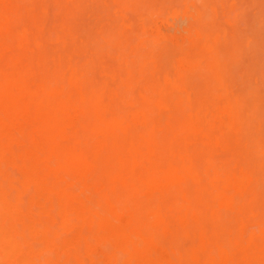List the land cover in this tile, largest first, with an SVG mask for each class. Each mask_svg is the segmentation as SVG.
Here are the masks:
<instances>
[{"label": "bare ground", "instance_id": "1", "mask_svg": "<svg viewBox=\"0 0 264 264\" xmlns=\"http://www.w3.org/2000/svg\"><path fill=\"white\" fill-rule=\"evenodd\" d=\"M27 1L33 2L34 0H26L24 4ZM66 1L68 2V0ZM78 1H75V5ZM94 1L98 3L101 0ZM104 1L107 2V0ZM135 1L137 2L135 3ZM135 1L133 3L130 0L133 3V8H139L138 12L141 13H138V16L144 11H148L147 13L150 14V8L148 10L147 7L141 6V4L143 5L142 1ZM149 1L144 0V3L148 2L149 4ZM22 2L20 3L19 0H0V264H4L7 261L11 264H264V197L254 191L256 188L253 187V190L249 189L250 186L252 187L256 183L253 181L260 177L258 176L255 179V176L259 175L258 173L261 175V172L264 173L262 168L264 164L261 163L263 159L259 161L261 157L264 158L263 155H260V153L264 154V151L262 152L264 142L263 144H261L262 141L259 142L262 138L260 135H258L260 136L259 141H253V136L256 138V134L251 135V131L255 129L257 131L254 133L258 132L259 134L264 129L261 128L262 131L259 132L260 128L257 129L259 125L254 124H258L257 119H253V116L249 118L248 114V112H251V108H248L251 102L256 105L253 109L257 108L253 113L251 112L252 115L258 112L259 109L264 108L262 107L264 102L260 103V101L264 100V95L261 93L262 97L260 99H263L259 100V102H256L257 98L251 102L246 101L245 105H247V102L250 103L246 107L248 112L245 114L244 111L242 113L243 117H241L242 114L240 115V107L245 106L243 105L244 101L240 102V96L249 91L248 86H254L255 84L245 86L247 90L244 89L245 93L239 94L240 96L237 93L233 95V97H239V101L233 98V101L236 102L227 101L229 105L224 103L225 107H222L220 111L222 114L228 111L230 119H226V113V116H223L225 119L221 116L222 121L218 118V123L220 125L223 124L220 126L216 123V126L219 125L221 128L225 126L227 129L224 131V127L222 135L216 134L217 137H215L216 135L213 136V132L211 133L210 131V129H214L213 117L215 115L213 114L214 116L210 117L212 120L210 118L206 120L201 115L203 112L200 114L202 107L196 104L199 103L201 105L199 99H202L204 106V101L212 97L209 102L207 101L204 108L208 106V109L214 113L217 107L212 108L213 101L215 100L218 105L217 99H214L216 98V93L211 96L209 92H213L210 88L215 86H210L209 88L207 80L206 83L204 81L205 89H210V91L207 92V90L204 91L203 87L200 88V90L203 89L202 92H207L208 99H205L204 93L202 98L199 95L192 96L193 99H191L190 95L191 98H185L183 96L185 95L184 90L188 89H185L182 84L190 81H186L188 74H185L186 76L183 75L184 73L182 74L186 78L185 80L179 74V70L174 71L175 74H178L174 75V77H169L171 76L168 73L169 70L164 72L169 76L161 75V71L163 72L165 69L161 70L164 67L159 64L162 60L165 61L167 57L164 54L165 51H162L164 50L162 46L160 53L159 45L163 42L158 40L161 43L156 44L157 48H154L158 49L159 52H155L156 50L151 51L153 49L151 45L157 42H154L155 40L153 41L150 37L148 39V42L150 40L151 43L148 46L149 49L145 45L147 43L143 40V37H141V39L143 38L142 43L140 42V35L143 36V32L140 34L139 30L138 32L133 30L136 33V36L133 33L136 37L133 45L136 44L135 42H140L141 45L144 44V47L137 43L138 45H135L136 47L133 46L132 50L134 52L142 48L143 50H140L141 52L138 51L139 53L136 52L138 54L132 53L133 57H130L131 48H127V46L130 45L132 40H126H129V38L134 39V36L131 37L130 33V36L127 35L128 33H123L122 35H125L123 36L124 38L120 37L122 35L119 31L122 28L114 26L120 22L121 16L115 14L120 18H114V13L112 15L110 11L112 8L106 4L107 10L111 14H105L102 16L103 18H100L96 14L97 11H94V7L92 11H94L95 15L88 13L89 6L86 7L88 5L87 1V5L81 1L79 3L82 8H87L86 11L80 6L81 10H78L81 11V15L83 14V17L81 15L78 16L82 17V20L79 18L80 23L83 24L81 26L79 23L80 28L82 27V31L84 29L86 31L82 36L81 44H85V41H87L88 45L85 44V47L77 43L78 37L74 36L77 41H72L76 43H73V47H78L68 49L70 46L65 44L67 47L64 46V51L66 48L68 50L63 55L64 53L56 51L59 50V46H57L56 41L54 42V39L56 40L57 37V40L61 41L63 45L65 42L62 41L65 39L69 41L67 40L68 37L70 38L73 35L71 33L69 36L64 32L65 35H68L67 38L65 37L64 39L63 33L60 34L61 36L55 34L56 37H54L53 33H55V29L57 31L58 29L52 25V22L54 24V19L55 21L60 20L62 23V17L65 14L69 16L65 11L67 9L64 7H61L65 11H63L64 15L63 12L62 14L60 13L62 16L59 12L54 14L55 8L63 5V1H61V5L59 4L54 8L53 6L55 5L51 4L52 7L48 6V8H52L54 16L59 15L58 19L49 14V18L47 17L49 21L46 17L44 18L49 12L45 14L43 11L45 15H42V21L47 19L48 26L51 28L52 25L54 28L53 32L51 30L53 28L49 30L45 29L44 26V28L42 27L43 31L44 29L46 30V36L51 34L47 30L51 31L53 36V38L51 35L49 36L52 39H48L47 36V39L44 38L45 41L43 40L45 36L43 33L45 32L39 34L40 26L38 27V22L36 23V19L41 20L36 16L38 11L33 15L35 10L31 7L30 11H34H26L24 15L23 12L26 9L23 11ZM118 2H115L116 4L111 3V7L117 6L115 11L123 5L122 0ZM45 3L40 2L39 4H42V7L41 5L39 7L41 9L44 8L43 5L45 6ZM48 3L49 1L47 5ZM68 3L64 6H69ZM31 4L30 6H32ZM100 4L102 5L103 3L99 2V7ZM153 4L151 3L150 7ZM135 5L139 7H135ZM27 6L25 5V8ZM70 6L73 7L72 5ZM140 6L145 10L143 11ZM40 8L39 15L43 13L40 12ZM44 9L47 11V7ZM62 9L57 8L56 10L62 11ZM71 9L68 8V11ZM160 9L162 10V8ZM160 9L158 10L161 11ZM20 10L23 12H20ZM122 10L123 8L120 9V12ZM85 11L88 15H92L91 18L93 20L96 19L90 22L91 24L98 21L94 24L95 26L88 24V20L86 23L85 17H87V13ZM72 12L74 11L72 10ZM105 12L107 11L105 10ZM131 13H133V10ZM72 14L74 15V13ZM150 15H147V17ZM22 16H25V20L30 23V31H34V27H36L37 31H34L33 37H31L32 33L28 30V23V27H26V21H24ZM142 16L144 17V14ZM72 17L66 18L71 19ZM115 19L116 22H113ZM22 21H24L26 26L20 28L21 23L24 25ZM42 21H40L41 23L39 22V25H44ZM58 21L55 23L60 24ZM107 21L108 23H106ZM123 21L126 23L124 18ZM66 22H69L70 27L73 28L71 20L62 23L63 27L66 26L68 29L69 24ZM124 22L122 25H124ZM16 24H18L19 28L16 27ZM86 24L88 29L89 27L91 30L94 27L98 29L96 28V30L91 32L90 29L87 30L85 28ZM96 24L102 28L100 29ZM111 24L114 25L112 26ZM138 25L135 24L139 29ZM48 26L46 27L49 28ZM118 26H121V24ZM129 26L126 27L129 28ZM131 27L133 28V26ZM106 28L107 30H105ZM115 29L119 30L118 33H116ZM87 32H91L90 34L94 37H91ZM147 33L148 35H145L149 36V32ZM87 34L89 35L87 36ZM41 35L44 36L42 37ZM145 35L144 37H146ZM153 35L150 36L155 39ZM97 37L101 40L103 39V41L106 40V42L111 41L112 48H115V50L113 48V53L107 50L109 43H107L106 49L103 50L104 46L101 41L96 43L97 45L95 44L94 47L100 46L98 49L102 48L103 51H96L97 48L93 49L92 44L97 41ZM119 37L125 40L126 44L127 42L129 43L126 48L122 46L125 45L123 43L125 41ZM74 38L72 39L74 40ZM87 38L89 40H86ZM92 38L93 40H91ZM47 40H49L48 44L46 43ZM212 43L215 44L214 42ZM28 44L31 47H28ZM31 44L35 46L34 51L36 53L33 50L31 52V48L33 47L34 49ZM46 44L47 47H45ZM188 44H185L184 48L183 45H179L178 48L180 47L183 51L177 48L181 52L179 53L177 50L175 54L178 56L181 53L185 55L184 53L189 50ZM217 44L215 45L217 46ZM87 46H90L93 51H90V47L87 48ZM121 46L125 50L127 49L126 53L123 54L124 48L121 50ZM192 46L194 47L196 44ZM44 47L48 50L46 51ZM118 47L120 50L117 49ZM261 47L264 48L263 43ZM85 48L90 51L91 55ZM168 48L170 50V47ZM147 49H149L148 53L146 52L148 51ZM193 49H190V57H195V54L191 55V50ZM262 50L264 52V49ZM51 51H54V53ZM150 51L151 55H149ZM27 52L28 54L34 52L33 54H37V57H33L34 59L30 58L34 56L32 54V56L28 55L29 59L27 58L28 56L26 57ZM57 52L59 53L57 54ZM82 52L87 53L82 57L80 55L84 54ZM116 52H120V54L116 55ZM143 52L144 54H141ZM201 52H203V46ZM76 53L77 55H74ZM154 54L158 58L154 57V61H148V58L151 59ZM187 54L186 52L187 60H192ZM104 55L108 57V60L104 59ZM115 55L116 60H113ZM198 55L199 59H197L199 61L197 60V62L204 63L198 66L205 69L206 63L207 68L211 69L210 64H207L204 60L200 61V56L202 58L206 54ZM210 56L213 63L210 60ZM215 56L217 57V53L206 55L207 59L209 57L211 66L219 61L217 69L218 65L226 69L224 64H221L220 58L219 60L217 58L216 62L213 61L216 58ZM128 57L131 60H128ZM174 57L176 56L174 55ZM77 58L79 59L77 60ZM156 59L157 61L159 59L160 62H157ZM50 60L53 62L52 65L49 63ZM116 61L120 62L117 67ZM152 62H157L156 67L153 66ZM192 62V67L198 68ZM161 63L164 64L163 61ZM114 64L115 67H113ZM173 64L175 66V63ZM102 65L112 66L113 68L108 69L106 66L104 68ZM148 65L152 66L151 70ZM178 65L180 66V63ZM152 68L155 70L154 72L158 71L156 72L158 76L154 75ZM199 69L201 70L202 68L199 67ZM217 69L216 73L221 70V68ZM182 70H180V73ZM202 70L201 72H204ZM207 71L212 72L213 70L207 69ZM221 71L222 73H219L220 76L217 74L220 79L221 75L226 77L229 74L226 73L224 75L223 71L225 70ZM198 72L201 74L199 70ZM171 73L173 74L172 71ZM213 73L208 74H211L210 77H212ZM176 76L180 82L182 81V84ZM213 77L207 78L213 82V85L214 81L216 82L215 85H218L219 82ZM228 79L231 81L230 78ZM210 80L208 81L209 83ZM110 81L114 82V84L111 82L112 86L109 85ZM222 81L224 82V79ZM220 84L215 87L216 89H213L214 92L217 90L219 92L220 89L221 94L225 90L222 93V96H224L226 89L230 88V90L228 89L230 93L232 89L229 87L230 83L225 86V83H223V88L219 87L222 86ZM224 87L228 88L225 89ZM257 87L256 85V90ZM256 90L254 88V93ZM232 92L234 93L233 90ZM246 95L248 96L247 100H249L251 99L249 96L253 95V92L250 95L249 93ZM259 95L252 97L255 98ZM226 96L230 98L229 100H232L231 94L230 97L227 94ZM219 98L221 99L220 96ZM185 100L188 103H185ZM210 105L211 107L209 108ZM208 109L206 108L205 110L208 112ZM206 111L205 113H207ZM262 111L264 112V109ZM209 113L208 115L211 116ZM259 115L262 116L264 114L259 113L256 117ZM162 118L165 119L164 123ZM251 123L257 128H254ZM216 129L220 128L217 127ZM235 131L239 136L237 140L233 139L235 142L233 140L230 142V139L233 138L231 133ZM201 133L207 137L206 141L210 139L202 147L198 145L200 138H197ZM211 136H213L212 139ZM233 143L235 144L234 147L231 146ZM215 145L223 147V150L227 151H220L223 152L221 154L219 152L220 155L232 151V160L227 161L230 158L224 160L225 154L223 157L217 156L221 158L220 160L223 158L222 166H220L221 162L219 163V159L215 156L217 155L216 149H212ZM213 150H215V154H213ZM250 152H253V155H255V152L259 153L258 156H252L251 154L253 157L251 159L256 162L257 157L260 155V159H258L260 163L258 164L262 165L259 166L257 164L258 161L256 164L251 162L253 167L248 168V171H241L239 174L237 170L238 174L231 176L230 173L234 171L229 166L230 161L234 162L233 159H236L235 155L237 154L243 155L244 157L241 158L243 160L245 158L244 154H250ZM229 154L228 156L230 157L231 155ZM249 154L247 156H250ZM250 157H248L249 159L246 157L247 160L244 159L246 160L244 164H251L248 162ZM237 158L239 157L237 156ZM234 164L230 163V165ZM254 165L256 168H254ZM246 166H243V169H246ZM228 168L232 171H228L230 170ZM16 170H19L20 173ZM11 171L18 173L20 176L17 174L15 177ZM259 180L262 181V179ZM262 183L264 182L262 181ZM262 183L260 182L261 186L260 184L258 185L262 187ZM254 185L256 186L257 183ZM229 188L230 190L231 188L233 189L231 191H236L238 196L242 193L241 201H236L237 196L231 195ZM249 190L252 191L249 192ZM261 192H264V185ZM226 212H230V215H227ZM254 221H256L257 225H254L258 227V231L255 229L253 232H249L250 234L248 235L247 225ZM252 227L251 225V230L254 229ZM97 250L100 255H98Z\"/></svg>", "mask_w": 264, "mask_h": 264}, {"label": "rangeland", "instance_id": "2", "mask_svg": "<svg viewBox=\"0 0 264 264\" xmlns=\"http://www.w3.org/2000/svg\"><path fill=\"white\" fill-rule=\"evenodd\" d=\"M17 1V0H16ZM20 1V3L22 2V0H19ZM33 1V0H32ZM35 1V2H34ZM33 2H29V1H27V3L26 4H24L25 2H26V0L25 1H23L22 2V4H23V6H21V7H23L24 9H23V11L25 10V12H23V11H21L20 10V12H23L24 13V15L26 14V11H30V9H31V7L35 10H31L30 12H32V11H34L33 12V15H35V12L36 11H38L39 12V5H41V7H42V4H39L40 2L41 3H43L44 4V2H46L45 4V6L47 7V11H45V9L44 8H46L44 5H43V7L44 8H40V12L42 13L43 11L45 12V14H47V12H49L48 14H47V16L44 14V12L41 14V15H39V13L37 12L36 14H38V15H36V16H38V19H41V20H37L36 18V23L38 22V27L40 28V31H39V34L42 32H45L46 30L45 29H51V28H55V26L57 27V29H58V31L55 29V33H53V35H58V36H61L60 34H62V36H64V39H65V37L67 38L68 37V35L69 34H71L72 33V37L70 36V38L68 37V39L67 40H69V41H66V39L64 40V41H62V42H65V43H63V45H62V43H61V41H59V40H57V37H56V35L54 36V37H56V40L54 39V42L56 41V43H57V46H59V50H56V51H59L60 53L62 52V53H64L63 55H65V51L66 50H68V49H70V48H74V47H78V46H74L73 47V45L74 44H76V43H74L75 41H77L75 38H74V36L78 39V41H77V43H79V44H81V40H82V36L84 35V33H86V31H85V29L82 31V27L80 28V24H81V26L83 25L82 23H80L81 21H79V18H80V20H82V15H81V11H78V10H81L79 7L81 6V1H82V3L84 2L86 5H87V3H88V5L86 6V7H88L89 6V9H88V13H93L94 14V11H97V16L98 17H102L103 15H105V14H111V12H112V15H113V13H114V15L115 14H118V16H121V19H120V22L119 23H117L116 25H114L115 27H121L122 29L123 28H125V29H120V31L119 30H116V33H118V31H119V33L122 35L123 33L125 34V33H128L127 35L128 36H130L131 35V37L132 36H134V34H135V36H136V33H134V31L135 32H138V30L140 31L139 33L141 34L142 32H143V34L145 35V34H147L148 35V33L147 32H149V34L150 35H153V33H154V35L153 36H155L154 38L155 39H153L152 38V36H146L147 37V39H146V37H144V35L143 36H141L140 35V39H141V37H143L142 39L143 40H145V42L147 43V44H145V45H147V48H149L148 46H149V44L151 45V43H150V40H149V42H148V39H150V37H151V39L154 41V42H157V43H155V44H152L151 45V47L153 48L151 51H155L156 49H154V48H157L156 46V44H158L160 41L161 42H163L161 45H159L160 47H159V49L161 48V46H162V49H164V50H162V49H160V53H161V50L162 51H165V55L167 56L166 58H165V55H164V58H165V61L164 60H162L163 62H164V64H162L160 61H159V59L161 58H159L158 59V61H157V59H156V61L157 62H160V66L162 65V67H164L163 69H161V70H164L163 72L161 71V75L163 76V75H168V74H166V73H164V72H167V70H169L168 71V73H170L169 75H171V76H169V77H174V75H178V74H175L174 73V71L176 72L177 70H179V74L180 75H182L183 73V75H187V79L184 77L183 79L185 80L186 79V81H188V80H190V81H188L189 83H190V85H189V83L187 82H185L184 80H183V82L184 83H186V84H182L181 82H180V80L178 79V77H177V79L179 80V82L185 87V89H188V90H184V93H185V95H183V96H185V98L186 97H189V98H191L192 96L194 97V96H197V95H199V97L200 98H202L203 96H202V94L204 93L205 94V99H208L209 97L207 96V92H209L210 91V89L213 91V92H209L210 93V95L212 96L213 95V93L215 94V97L216 98H214V99H217V102H218V105H217V103L215 102V100L213 101L214 103L212 104L213 105V107L212 108H216L217 107V109H215L216 111L214 112V113H212V111H210L209 109H208V106H206V108L209 110L208 112L205 110L206 108H204V106L207 104V101L209 102L210 100H211V98L212 97H210L209 98V100H207V101H204V106H203V100L202 99H199V102L201 103V105L199 104V103H196V104H198L199 105V107L201 106L202 107V110H201V112H200V114L202 115V117L203 118H205L206 120H209L208 118H210V117H212V116H216V114H217V116L215 117H213V121H214V129H216L217 127L218 128H220V129H222L221 130V132H219L218 133V131H220V129H216V130H214V129H210V131H211V133L213 134V136L214 135H216V134H218V135H222V132H223V129H224V127L223 128H221L220 126H222V122H220V123H222L221 125L218 123V120L220 119L221 121L223 120V119H225V117H223V116H226V119H228L229 117H230V115H229V113H228V111L227 112H225L226 113V115H225V113H223L222 114V112L220 111V109L222 108V107H225V105H224V103L226 104V105H229V103L228 102H231L232 103V101L235 99H237V101H239L238 100V98L239 97H237V96H235V97H233V95L235 94L236 95V93H237V95H241V93H243L245 90H247V89H245V86L247 87L248 85H252V84H255L254 86H248L247 88H248V90L249 91H247L245 94H247V93H249V95L251 94V92H253V95H251V96H249L251 99H249V100H247V95L245 96V94L243 95H239L240 97H241V99H240V102H243L244 101V104L243 105H245V103H246V101H253V99H256V102L258 101L259 102V100H262L263 98H264V96H263V98H261L260 99V97H262V95H261V93L264 95V52H263V50L262 49H264L263 47H261L262 46V43H263V45H264V0H152V1H154V2H152V1H149V0H147V1H149V4H148V2L147 3H144V0H140V2L142 1V3H143V5L141 4V6H145V7H147L148 8V10H149V8H150V10H149V12H150V14L152 13V15H150V14H148L147 12V9H146V11L147 12H145L144 10L145 9H142V7H141V9L144 11V12H142V14H144V17L142 16V14L141 15H137L139 12V8L137 9V7L136 6H138V5H135V7L136 8H133L132 7V5H133V3H134V1L135 0H131L132 2H130V0H122V2H123V7L122 6H120V4H118L121 8H123V10H122V12H120V7H118L117 8V11H115V9H116V7L117 6H113V7H111V3H115V2H118L119 0H107V2L106 1H104V0H101V1H99L100 3H103L102 5L100 4V7L101 6H103V7H105L104 9L107 11V12H105V10L103 9V7L102 8H100L99 6H98V3L97 2H95L94 0H91V1H89V0H77L78 2H77V6L75 5V1L76 0H68V2H70V3H68L66 0H61V1H63L62 3H63V5H61L62 3H61V1H60V3H58L59 1H55V0H51V2H53V3H51L50 2V0H48L49 1V3H48V5H47V0H45V1H43V0H34ZM65 1V2H64ZM86 1H87V3H86ZM121 1V0H120ZM125 1V2H124ZM139 1V0H138ZM166 1V2H165ZM37 2H38V4H37ZM56 2H57V4H56ZM80 2V3H79ZM94 2V3H93ZM110 2V3H109ZM121 2V3H122ZM128 4H127V3ZM137 1H135V3H136ZM162 2H163V4H162ZM206 2V3H205ZM32 3V4H31ZM66 3V4H65ZM67 3H68V5L69 6H67V7H65L64 5H67ZM109 3V4H108ZM118 3H120V2H118ZM125 3V4H124ZM153 4V5H151V7H150V4ZM204 3V4H203ZM21 4V5H22ZM30 4L32 5V6H30ZM50 4V5H49ZM51 4L52 5H55V6H53V8L54 7H56L57 5H61V6H59V7H56L55 8V11H54V9H53V11H54V14H56V12H59V14L61 13L62 14V12L64 11L61 7H64L65 9H67V10H65L66 12H67V14L69 15V16H66V14L63 12V15H64V17H62V19L64 20L65 19V21H68V20H71V22H72V26H73V28H71L70 26V24H69V22H66V23H68L69 24V26H68V29L66 28V26L65 27H63L62 26V23H65V21L63 22V20H62V23H61V21L59 22L58 20H56V21H58V23H60V24H57V23H55L56 21H55V19H54V24H53V22H52V25H54L53 27H52V25H51V28H50V26H48L49 24H47V19L49 18V14L50 15H52V17H55L56 19H58L57 17H59V15H55L54 16V14H53V12H52V8L50 9V8H48V6L49 7H52L51 6ZM84 4V5H85ZM106 4L107 5H110V8H112V10H110V11H108L107 10V8H106ZM116 4V3H115ZM25 5L27 6L26 8H25ZM33 5H35V6H37L38 5V7H36L35 8V6H33ZM70 5H72L73 7H71ZM83 5V4H82ZM113 5V4H112ZM165 5H166V7H165ZM76 6V7H75ZM159 6H161V7H159ZM75 7V8H74ZM85 7V6H84ZM93 7H94V11H92V9H93ZM139 7V6H138ZM57 8H59V9H62V11L60 12V11H58V10H56ZM68 8L69 9H71V10H69L68 11ZM81 8H82V6H81ZM100 8V9H99ZM120 8V9H119ZM144 8V7H143ZM160 8H162V10L160 9ZM22 9V8H21ZM28 9V10H27ZM36 9H38V10H36ZM49 9V10H48ZM82 9H85V8H82ZM103 9V10H102ZM108 9H109V7H108ZM154 9H155V11H154ZM158 9H160L161 11H159ZM72 10L74 11V12H72ZM86 11H87V8L85 9ZM102 10V11H101ZM129 10V11H128ZM132 10H133V13H131L132 12ZM50 11H51V13H50ZM83 11V10H82ZM85 11V13H87ZM126 11V12H125ZM131 11V12H130ZM171 11V12H170ZM27 12V13H28ZM78 12L80 13L79 15H78ZM123 12H125V13H123ZM134 12H135V14H134ZM23 13H22V15H23ZM71 13V14H70ZM72 13H74V15L72 14ZM88 13H87V17H85L86 19V23H87V20H88V24H91L90 22H93V21H95V20H93L91 17H92V15H88ZM141 13V12H140ZM139 13V14H140ZM158 14V15H156V14ZM45 15L44 16V18L46 17H48L47 19H46V21H45V19H44V21H42V19H43V16L42 15ZM60 14V15H61ZM126 14V15H125ZM132 14V15H131ZM150 15V16H148L147 17V15ZM73 17H72V16ZM82 16V17H78V16ZM95 15V14H94ZM160 15V16H159ZM35 16V17H36ZM40 16H42V17H40ZM62 16V15H61ZM72 17L73 18V21H72V18L70 19H68V18H66V17ZM133 16V17H132ZM137 16V17H136ZM152 16V17H151ZM24 17V21H26L25 20V16H22V18ZM108 17V16H107ZM124 18V20L126 21V23L123 21V18ZM128 17V18H127ZM130 17V18H129ZM160 17V18H159ZM162 17V18H161ZM26 18H27V16H26ZM51 18V17H50ZM94 18V17H93ZM95 18H97L96 16H95ZM103 18V17H102ZM114 18H116V19H119L120 17H117L116 15H115V17ZM137 18V19H136ZM147 18V19H146ZM169 18V19H168ZM174 18V19H173ZM53 19H51V20H53ZM91 19V20H90ZM109 19V18H108ZM110 19H111V17H110ZM116 19H115V21H113V22H116ZM145 19V20H144ZM49 20V19H48ZM99 20V19H98ZM133 22H132V21ZM138 20V21H137ZM142 22H141V21ZM144 20V21H143ZM160 20V21H159ZM175 20V21H174ZM24 21H22L23 22V24H24ZM40 21H42V24L44 23V25H39V22ZM50 21V20H49ZM48 21V22H49ZM109 21V20H108ZM108 21L106 22V23H108ZM96 22H98V21H96ZM95 22V23H96ZM124 22V25H122V23ZM144 22V23H143ZM27 23H28V21H26V25H27ZM41 23V22H40ZM46 23V24H45ZM80 23V24H79ZM94 23V24H95ZM101 23V22H100ZM102 23H104V22H102ZM110 23V22H109ZM131 23V24H130ZM175 23H177V24H175ZM30 23H28V25H29ZM56 24V25H55ZM93 23L91 24L92 26H95ZM98 24V23H97ZM96 24V25H97ZM121 24V26H118V25H120ZM127 24H129V25H127ZM133 24V25H132ZM135 24L136 25H138V27H139V29L137 28V26H135ZM17 26L16 27H18V24H16ZM20 25V24H19ZM21 25H22V23H21ZM20 25V28H22L23 26H26L25 24L24 25H22L21 26ZM28 25L26 26V27H28ZM31 25L34 27V25L31 23ZM48 26L49 28H47L46 26ZM59 25V26H58ZM67 25V24H66ZM102 25V24H101ZM104 25H105V23H104ZM104 25H103V27H104ZM112 25V24H111ZM112 25V26H113ZM200 26V28H198L199 26ZM45 27V29H44V31H43V28ZM61 26V27H60ZM91 26V27H92ZM98 26V25H97ZM100 26V25H99ZM98 26V27H99ZM108 26V25H107ZM112 26H110V27H112ZM126 26H129V28L128 27H126ZM131 26H133V28L131 27ZM174 26V27H173ZM198 26V27H197ZM25 27V28H26ZM33 27H32V29H33ZM43 27V28H42ZM59 27V28H58ZM84 27V26H83ZM86 27H88V25L86 24L85 25V28ZM136 27V28H135ZM141 27V28H140ZM195 27H197L198 28V30H197V28H195ZM19 28V27H18ZM30 28H31V26L29 25V27H28V30L30 31ZM35 28V30L37 31V29H36V27H34ZM54 28L53 29H51L52 31L54 30ZM62 28V29H61ZM95 28V29H94ZM92 30L90 29V27H89V29L91 30V32L92 31H94V30H96V28L97 27H94ZM100 28V27H99ZM102 28V27H101ZM100 28V29H101ZM41 29H42V31H41ZM61 29V30H60ZM67 29V30H66ZM74 31H73V30ZM87 30H89L88 28H86ZM98 29V28H97ZM154 29V30H153ZM194 29V30H193ZM201 29V30H200ZM34 30V31H35ZM72 32H71V31ZM103 30V29H102ZM105 30H107V28L105 29ZM111 30V29H110ZM127 30V31H126ZM134 30V31H133ZM137 30V31H136ZM153 30V31H152ZM193 30V31H192ZM199 30H200V32H199ZM33 30H31L30 32L32 33V35H31V37H33L34 36V34H35V32H34ZM61 31V33H59ZM70 31V32H69ZM85 31V32H84ZM168 31V32H167ZM190 31V32H189ZM192 31V32H191ZM47 32L50 34H52V32L51 31H48L47 30ZM54 32V31H53ZM58 32V33H57ZM64 32H65V34H68V35H65L64 34ZM90 32V33H91ZM103 32H105V31H103ZM106 32H109V31H106ZM114 32V31H113ZM112 32V33H113ZM34 33V34H33ZM38 33V32H37ZM47 33V34H48ZM74 33H76L75 35H74ZM87 33H89V32H87ZM89 33V34H90ZM129 33H130V35H129ZM134 33V34H133ZM157 33V34H156ZM192 33V34H191ZM43 34H45V36H46V32L45 33H43ZM50 34V35H51ZM89 34H87V36L89 35ZM93 34H94V32H93ZM115 34V33H114ZM190 34V35H189ZM195 34V35H194ZM49 35V36H50ZM77 35V36H76ZM95 35V34H94ZM192 35H194V36H192ZM42 36V35H41ZM44 36V35H43ZM42 36V37H43ZM43 37V40L45 41V39H47V36L46 37ZM48 36V39H52L53 38V36L51 35V37L52 38H50ZM90 36L91 37H94V36H92V34H90ZM120 36V35H119ZM123 36H125V35H122V36H120V37H123ZM134 36V39H132V38H129V40L127 39L126 41H130V40H132V42H130V45L129 46H127V44H129L128 42H127V44H126V41L125 40H123L122 38H120V39H122L123 41H125V42H123L125 45H122V46H125V48H126V46H127V48L129 47V48H131V54L130 53H128V54H130L129 56L130 57H133L132 56V53L133 54H138L139 52H141L140 50H143V48L142 49H140V50H136V52H138V53H136V52H134V50H132V47L133 46H135V45H138L137 43H142V39H141V41L140 42H135L136 44L135 45H133V42H134V40H135V37ZM138 36V35H137ZM189 36V37H188ZM90 37V38H91ZM99 37V36H98ZM97 37V38H98ZM162 37V38H161ZM194 37H199V38H195L194 39ZM45 38V39H44ZM72 38H74V40L72 39ZM85 38V37H84ZM108 38V37H107ZM124 38V37H123ZM125 38H127V37H125ZM190 39V40H188V39ZM138 39V38H137ZM179 39H181V40H179ZM184 39V40H183ZM201 39V40H200ZM205 39H207V40H205ZM84 40V39H83ZM86 40H89L88 38L86 39ZM91 40H93V38L91 39ZM94 40H96V38H94ZM158 40H160V41H158ZM164 40V41H163ZM48 41V42H47ZM46 41V43L48 44L49 43V40H47ZM72 41H74V42H72ZM100 41H101V44L104 46L103 47V50L104 49H106V47L108 46V49L107 50H109L108 52H110V53H113L112 51H113V48H112V46H111V41H108V42H106V40H104L103 41V39L101 40V39H97V41L94 43V44H92L93 46V49H98L99 47H94V45L96 44V43H100ZM104 42V44H103V42ZM137 41V40H136ZM139 41V40H138ZM184 41V42H183ZM185 41H186V43H185ZM188 41H189V44H188ZM195 41V42H194ZM216 41H218L217 43H216ZM30 42H32V41H30ZM29 42V43H30ZM67 42V43H66ZM88 42H90V41H88ZM92 42V41H91ZM90 42V43H91ZM94 42V41H93ZM113 42H115V41H113ZM160 42V43H161ZM212 42H214L215 44H217V46H219V47H217L215 44H213ZM33 43V42H32ZM45 43V42H44ZM74 43V44H73ZM107 43H109V45L111 46V48H110V46L109 45H107ZM131 43H132V45H131ZM141 43H140V45H141ZM153 43V42H152ZM165 43V44H164ZM196 44V46H192V45H195ZM198 43V44H197ZM47 44H46V46L45 47H47ZM65 44H67V45H69L70 47H68V49L66 48V50L64 51V48L65 47H67V46H65ZM72 44V45H71ZM85 44L86 45H88L87 44V41H85ZM85 44H81L82 46L84 45L85 46ZM114 44V43H113ZM175 46H174V45ZM185 44H188L189 45V50L188 51H186L188 54H187V56H189L190 54H189V52H190V49H192V48H194L193 50H191V55L192 54H195V57L193 56V57H190L189 56V58L190 59H192V60H190L191 62L193 61L194 62V65L195 66H197L198 68H195V67H192L193 66V64L191 65V62L189 61V60H187L188 59V57H186L185 55H186V52L184 53L185 55H183L182 53L178 56L177 54H175L176 52H177V50L178 49H180L181 50V48L179 47L178 48V46L180 45V46H182L183 45V48H184V46H185ZM191 44V45H190ZM32 46H34L33 44H31ZM45 45V44H44ZM53 45H54V43H53ZM90 45V44H89ZM97 45V44H96ZM107 45V46H106ZM143 45V47H144V44H142ZM141 45V46H142ZM187 45V46H188ZM49 46V45H48ZM56 46V45H55ZM57 46H56V48H57ZM63 46V47H62ZM65 46V47H64ZM91 46V45H90ZM90 46H87V48L88 47H90ZM115 46H117V44H115ZM120 47L121 48V50L124 48V47ZM167 46V47H166ZM172 46V47H171ZM191 46V47H190ZM202 46H203V52L208 56V55H210V54H216L217 53V57L215 58V59H213V61L214 62H216V59L218 58V60H219V58L221 59L220 60V62H221V64L223 65L224 64V67L226 68V69H224V68H222V67H220L221 65H218V69H220L221 68V70H225V71H223L225 74L224 75H226V73H229V74H227L226 75V77H222V75H221V79L223 80L224 79V82L219 78V77H217L218 75L217 74H219V73H222V71L220 72V71H218V73H216V69H217V64L219 63V61H218V63L216 64V63H214V64H216L215 66H214V64H212V66H211V63H210V61H209V57H208V59H207V57H206V55H205V57H202L201 58V56H200V61L201 60H204L205 62H207V64H210L209 66L211 67V69L210 68H207V66H206V63H205V69H203V67H201V66H198V65H202V64H204V63H200V62H197V60L199 59L198 57H197V55L199 54H203L204 55V53L203 52H201L202 51ZM28 47H31L30 46V44H28ZM45 47H44V49H45ZM51 48H52V46H50ZM79 47H80V45H79ZM86 47V46H85ZM136 47V46H135ZM146 47V46H145ZM165 47V48H164ZM168 47H170V50H169V48ZM176 47V48H175ZM197 47V48H196ZM53 48H54V46H53ZM55 48V49H56ZM83 48V47H82ZM87 48H85V49H87ZM120 48L118 47L117 49H119L120 50ZM125 48H124V50H123V54L124 53H126V50H125ZM139 48H141V47H139ZM138 48V49H139ZM173 48V49H172ZM178 48V49H177ZM186 48V47H185ZM195 48H196V50H195ZM215 48V49H214ZM30 49V48H29ZM43 49V48H42ZM62 49V51H60ZM90 49H91V47H90ZM96 49V51H99V50H101V51H103L102 50V48H100V49H98L97 50ZM117 49H116V51H117ZM150 49V48H149ZM149 49H147L148 51H146L147 53L149 52ZM167 49H168V51H167ZM32 50L34 51L35 50V46H34V49H33V47L31 48V52H32ZM46 51L48 50V49H45ZM51 50H53V49H51ZM88 50V49H87ZM111 50V51H110ZM114 50H115V48H114ZM129 50V49H128ZM211 50H213V52H211ZM90 51H93L92 49L90 50ZM90 51L88 50L87 52H89L90 53ZM125 51V52H124ZM151 51H150V54L149 55H151ZM159 52V50L157 49L155 52ZM181 51H183V49L181 50ZM180 51V52H181ZM196 51V52H195ZM218 51V52H217ZM29 52V51H28ZM28 52H27V55H26V57L28 56V55H31L32 56V54L35 52L36 53V51H34L33 53H31V54H28ZM52 53H54V51H51ZM59 52H57V54L59 53ZM86 52V53H87ZM128 52V51H127ZM130 52V51H129ZM154 52V53H155ZM178 52H179V50H178ZM179 52V53H180ZM201 52V53H200ZM206 52H208V53H206ZM210 52V53H209ZM216 52V53H215ZM30 53V52H29ZM49 53H50V51H49ZM56 53V52H55ZM82 53H84V54H80V55H82V57H83V55H85L86 53L85 52H82ZM88 53V54H89ZM101 54H102V52H100ZM105 53V52H104ZM103 53V54H104ZM120 54V52H116V55H119ZM196 53H197V55H196ZM79 54V53H78ZM141 54H144V52L143 53H141ZM153 54V53H152ZM169 54V55H168ZM220 55V57H219V55ZM34 55V54H33ZM37 54H35L34 56H32V57H30V58H35V57H37L36 56ZM74 55H77V53L76 54H74ZM90 55H91V53H90ZM108 56H109V54H107ZM110 55H112V54H110ZM116 55L115 56H113V60H116ZM162 55V54H161ZM174 55L176 56V57H174ZM198 55V56H199ZM202 55V56H203ZM88 56V55H87ZM103 56V55H102ZM102 56H100V57H102ZM160 56V55H159ZM184 56V57H183ZM214 56V55H213ZM73 57H75V56H73ZM77 57V56H76ZM91 57V56H90ZM110 57V56H109ZM150 57V56H149ZM153 57V58H152ZM155 54L153 55V56H151V59L150 58H148V61H154L153 59H155V58H158V56L157 57H155ZM173 57H174V59H173ZM186 57V58H185ZM27 58H29V56L27 57ZM29 58V59H30ZM33 58V59H34ZM86 59H87V57H85ZM89 58V57H88ZM103 58V57H102ZM163 58V57H162ZM163 58V59H164ZM170 58V59H169ZM198 58V59H197ZM210 58H211V56H210ZM28 59V60H29ZM75 60H76V58H74ZM74 59H73V61H74ZM79 58H77V60H78ZM82 59V58H81ZM104 59H107L108 60V57H106L105 55H104ZM112 59V58H111ZM166 59H168V60H166ZM196 59V60H195ZM25 60H26V58H25ZM83 60V59H82ZM103 60V59H102ZM101 60V61H102ZM128 60H131L129 57H128ZM195 60V61H194ZM211 60V62H212V58L210 59ZM112 61V60H111ZM176 61V62H175ZM180 61H182V62H180ZM199 61V60H198ZM203 61V62H204ZM75 62V61H74ZM110 62V61H109ZM117 62V65H116V67L120 64V62H118V61H116ZM157 62L156 63H153V64H151V65H153V66H155L156 64H157ZM192 62V63H193ZM196 62V63H195ZM49 63H51L50 65H52L53 64V62H52V60H50L49 61ZM106 63V62H105ZM119 63V64H118ZM167 63V64H166ZM169 63V64H168ZM172 63V64H171ZM173 63H175V66H174V64ZM180 63V66L178 65ZM198 63V64H197ZM200 63V64H199ZM213 63V62H212ZM171 64V65H170ZM109 65V64H108ZM108 65L106 66L108 69H111V67L112 66H109L108 67ZM168 65V66H167ZM177 65H178V67H177ZM229 65V66H228ZM102 66H104V65H102ZM104 66V68H106ZM158 66V65H157ZM165 66H166V68H165ZM204 66V65H203ZM113 67H115V64H114V66ZM112 67V68H113ZM148 67H150L149 65H148ZM152 67V66H151ZM151 67H150V70H151ZM156 67V66H155ZM175 67V68H174ZM199 67L200 68H202L201 70L202 71H204V72H201V70L199 69ZM154 68V67H153ZM153 68H152V70H153ZM173 68H174V70H173ZM208 70H213L212 72H209V71H207V69ZM183 69V70H182ZM217 69V70H218ZM149 70V69H148ZM150 70H149V72H150ZM180 70H182L181 71V73H180ZM198 70L200 71V73L202 74H199V72H198ZM155 70H153V72H154ZM171 71L173 72V74L171 73ZM152 72V73H153ZM156 72H158V71H156ZM156 72H154V75L155 76H158V74L156 73ZM185 72H187V73H185ZM196 72V73H195ZM214 72V73H213ZM156 73V74H155ZM205 74V76L207 75V77H209V78H212L213 76V78L214 79H216L217 80V82H219V84L220 83H222V84H220V85H222V86H219V87H222L223 88V83H225L224 84V86L225 85H228L229 83V87H231L232 89H231V91H230V93H229V91H228V89L230 90V88H228V87H224L225 89L226 88H228V89H226V94L227 95H229V97H230V94L232 95V100H229L230 98H228L227 96H226V94H223L224 96H225V98H224V96H222V93L223 92H225V90L220 94V89L219 88H217V89H219V92H218V90L216 91V92H214V90L213 89H216L215 87H217L218 85H215L216 84V82L214 81V85L212 84L213 82L209 79V78H207V77H205L204 76V74ZM208 73H213V75H212V77H210L211 76V74H208ZM196 74V75H195ZM185 75V76H186ZM198 75V76H197ZM202 77H201V76ZM197 76V77H196ZM219 76H220V74H219ZM179 77H181V76H179ZM189 77V78H188ZM192 77V78H191ZM194 77H195V79H194ZM202 78V81H201V78ZM216 77V78H215ZM230 78L231 79V81H229V79L228 78ZM258 78V79H257ZM111 79V78H110ZM182 79V78H181ZM193 79V80H192ZM196 79H198V80H196ZM214 79H212V80H214ZM221 80V81H219V80ZM226 79H228L227 81H225ZM210 80V83L208 82V81ZM260 80V81H259ZM193 81V82H192ZM204 81H205V83H206V81H207V84H209V88H210V86H215L214 88H210L209 90H207V89H205L206 88V85L204 84ZM111 82H113V81H110V84L109 85H111ZM197 82V83H196ZM109 83V82H108ZM199 83V84H198ZM228 83V84H227ZM112 84H114V82L112 83ZM193 84V85H192ZM212 84V85H211ZM242 85V86H241ZM256 85L258 86L257 87V90H256ZM112 86V85H111ZM190 86V87H189ZM192 86V87H191ZM187 87V88H186ZM201 87H203L204 88V91L205 90H207V92H202V90H200V88ZM243 87V88H242ZM250 87V88H249ZM252 87V88H251ZM255 88V93H257V94H255L254 93V88ZM191 88H194V89H191ZM207 88H208V85H207ZM221 88V89H222ZM258 88H260V89H258ZM263 90H262V89ZM245 89V90H244ZM253 89V90H252ZM223 90V89H222ZM221 90V91H222ZM232 90L234 91V93L232 92ZM192 91H194V92H196L195 93V95H194V92H192ZM200 91V92H199ZM260 91V92H259ZM192 92V93H191ZM228 92V93H227ZM187 93V94H186ZM201 93V94H200ZM209 93H208V95H209ZM219 93V94H218ZM203 94V95H204ZM255 94V95H254ZM258 94H260L258 97H255V98H253L254 96H256V95H258ZM191 97H190V96ZM219 96L221 97V99L219 98ZM243 96V97H242ZM253 96V97H252ZM193 97L191 98V99H193ZM227 97V98H226ZM218 98H219V100H218ZM234 98V99H233ZM244 100H243V99ZM259 98V99H258ZM224 99V100H223ZM196 100H197V98H196ZM192 101V100H191ZM195 101V100H194ZM228 101V102H227ZM195 102H197V101H195ZM206 102V103H205ZM234 102H236V101H233V103ZM254 102H255V100H254ZM262 102H264V100L263 101H260V103H262ZM185 103H188L187 102V100H185ZM228 103V104H227ZM195 104V105H196ZM214 104H215V106H214ZM248 104L250 105V103L249 102H247V105H245V106H241L240 107V115L244 112L245 114H246V112H248L247 110L248 109H246V107H248ZM253 102H251V105L248 107V108H251V112L253 113L256 109L254 108L253 109V107H256V105H255V103L253 104ZM257 104V103H256ZM262 104H264V103H262ZM217 105V106H216ZM219 105H220V107H219ZM186 106V105H185ZM198 107V106H197ZM211 107V105L209 106V108ZM219 107V108H218ZM245 107V108H244ZM258 107V106H257ZM262 107H264V105L262 106ZM264 108H262L261 110L259 109L258 110V112L261 114H264V112L262 111ZM213 110V109H212ZM205 111L207 112V113H205ZM214 111V110H213ZM210 112V113H209ZM221 112V113H220ZM251 112H248V114H249V118H252V116L254 117L253 119H257V122H258V124L257 123H254L255 125H259L258 126V128L257 129H259L260 128V130H259V132H261L262 131V129L261 128H263L264 129V115H262V116H258V117H256V115H258L259 113L258 112H255L253 115L251 114ZM208 113L211 115V116H209L208 115ZM258 113V114H257ZM214 114V115H213ZM221 114V115H220ZM200 115V116H201ZM207 115H208V117H207ZM220 115V116H219ZM219 116V117H218ZM221 116H222V118H221ZM241 117H243V114L241 115ZM260 117V118H259ZM261 117H262V119H261ZM216 118H217V120H216ZM219 118V119H218ZM211 119V118H210ZM230 119V118H229ZM261 119V120H260ZM212 120V119H211ZM254 120V121H255ZM162 122L164 123L165 122V119L164 118H162ZM252 122H253V120H252ZM260 122V123H259ZM216 123L217 124H219V125H217L216 126ZM252 125H253V123H251ZM252 125H251V129H252ZM262 127H261V126ZM205 127H207L206 125H205ZM253 127H254V125H253ZM254 127V128H255ZM206 129H208V128H206ZM226 127H225V129H224V131H226ZM214 130V131H213ZM254 131H251V135H254V134H256V138H255V136H253V141H259V137L260 136H262V138L261 139H264V130H263V132H261V133H259L258 134V132H256V133H254L255 131H257V130H255V129H253ZM214 132H215V134H214ZM237 135H236V134ZM263 133V134H262ZM258 135H260V136H258ZM203 136H205V134H202L201 133V135H199L197 138H200L199 139V141H198V145L199 146H203V145H206V143L208 142V140H210V139H207V141H206V136L204 137V138H201V137H203ZM213 136H211V139H212V137ZM238 136H239V134L235 131V132H232L231 133V137H233L232 139H230L231 141L230 142H232V140L234 139V140H237V138H238ZM215 137H217V135L215 136ZM230 137V138H231ZM196 138V139H197ZM258 138V139H257ZM194 139V138H193ZM202 139H204V140H202ZM260 139V141L259 142H261L262 141V143L261 144H263V142H264V140H261ZM233 140V141H234ZM194 141V140H193ZM195 141H197V140H195ZM201 141H203L201 144H199ZM253 141H251V142H253ZM229 142V143H230ZM235 142V141H234ZM234 143H233V145L231 144V146H233L234 147ZM217 145H215V147H213L212 149H216V154L217 155H215L216 156V158H218V157H223L224 156V154H222V155H220L221 153H223V152H220V151H222L223 150V147H220V146H217ZM264 148V145H262V149ZM214 151V153L213 154H215V150H213ZM218 151V152H217ZM223 151H225V152H227L226 150H223ZM264 151V149L262 150V152ZM219 152H220V154H219ZM254 152V151H253ZM253 152H250V154L249 153H246V154H244L245 155V158L244 159H246L247 160V158L248 157H250L251 156V154L253 153ZM259 152H261V151H259ZM230 153V154H229ZM264 153V152H263ZM219 154V155H218ZM228 154L229 155H231L230 157L228 156ZM247 154H249L250 156H247ZM255 155H253L252 154V156H258V152H255L254 153ZM226 155V157H224V160L225 159H227V158H230V159H227V161L228 160H232V158H233V155H232V151H229L228 153H226L225 154ZM260 155H263L264 156V154H261L260 153ZM260 155H259V157H257L258 159H260ZM215 156H214V158H215ZM218 156V157H217ZM236 156V159H233L234 160V162L233 161H230V163L231 164H234V165H230V163H229V166H231L232 168H233V171L234 172H232V173H230V175L231 176H233V175H237L239 172H241V171H248L249 169L248 168H252L253 167V163H255L256 164V162L258 161V159H256L255 157V159L257 160L256 162L254 161H252V159H253V157L251 156L250 157V161L248 160V162L249 163H251V162H253V163H251V164H248V166H246L247 164L245 163L244 164V162H246V160H242L241 158L242 157H244L243 155L241 156V155H235ZM237 156L239 157V158H237ZM247 157V158H246ZM252 158V159H251ZM219 160V163H220V166H222L221 164H222V161H223V158H222V160H220L221 158H218ZM249 159V158H248ZM262 159H263V161H264V158H262L261 157V159L259 160V161H262ZM215 160H217V159H215ZM239 160V161H238ZM240 160H241V162H240ZM226 161V162H227ZM236 161V162H235ZM257 162V164L258 163H260V162ZM261 162V163H263L264 164V162ZM216 163H218L217 161H215ZM240 162V163H239ZM243 162V163H242ZM237 163H239V164H237ZM243 164V166L245 167H247L246 169L244 168L243 169V166H242V164ZM217 165H219V164H217ZM224 165H225V163H224ZM223 165V166H224ZM239 165H241L240 167H238ZM250 165V166H249ZM259 165V164H258ZM257 165V166H258ZM262 164H260L259 166H261ZM229 166H227V167H229ZM236 166V167H235ZM252 166V167H251ZM258 166V167H259ZM230 167V168H231ZM257 167V168H258ZM230 168H228V169H230ZM234 168H235V170H234ZM254 168H256V166L254 165ZM263 168V171H264V167H262ZM261 167H260V169H262ZM242 169V170H241ZM260 169H259V172H260ZM10 170H12V168H10ZM13 170L15 171V169L13 168ZM238 170V171H237ZM12 172V173H14V175H15V177L17 176V174H16V172ZM17 171V170H16ZM228 171H232L231 169L230 170H228ZM238 173H237V172ZM17 172H19V170L17 171ZM20 173V172H19ZM235 173V174H234ZM262 173V175L260 174V173H258L259 175H257V176H255V179L258 177V176H260V177H258L259 179H262V181L264 182V178H263V172H261ZM240 174V173H239ZM19 175V174H18ZM20 176V175H19ZM257 178V180H259ZM254 180V179H253ZM257 180L256 181H253V182H256L257 183V187L254 185V184H256V183H252L253 184V186L251 187L250 186V188L249 189H254V188H256V189H254V191L257 193L258 192V195L260 194L261 195V197L263 196L264 197V192L262 193H260V191H262V189H263V185H264V183H262V181H258L257 182ZM260 182L263 184L262 185V187H260L261 186V184H260ZM258 184H260V186L258 185ZM254 187V188H253ZM262 188L260 191H258L260 188ZM229 190V193L231 194V195H235V196H237L236 197V201H241L240 200V198H241V195H242V193L241 194H239V196H238V193L236 192V191H231V190H233L232 188H231V190H230V188L228 189ZM252 190H249V192H251ZM233 192V193H231V192ZM237 193V194H236ZM240 193V192H239ZM248 197H249V193H248ZM260 197V198H261ZM227 213V215H230L228 212H226ZM255 222V223H254ZM254 222H252L251 224H249V225H247L248 226V229L247 230H249V231H247L248 232V235L251 233V232H253L255 229H256V231H258V227L256 226L257 224H256V221H254ZM254 224H256V225H254ZM251 225L254 227V229L253 230H251ZM247 226H246V228H247ZM252 227V228H253ZM245 228V229H246ZM245 232H246V230H245ZM247 232H246V234H247ZM250 232V233H249ZM247 235V236H248ZM92 243V242H91ZM97 253H99L98 252V250H97ZM96 254V253H95ZM97 255V254H96ZM95 255V256H96ZM98 255H100V253L98 254ZM4 264H11V263H9L8 261L5 263L4 262Z\"/></svg>", "mask_w": 264, "mask_h": 264}]
</instances>
